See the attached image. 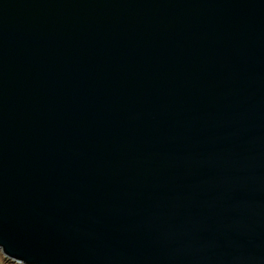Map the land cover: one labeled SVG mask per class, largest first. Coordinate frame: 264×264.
Here are the masks:
<instances>
[{"label": "water", "instance_id": "water-1", "mask_svg": "<svg viewBox=\"0 0 264 264\" xmlns=\"http://www.w3.org/2000/svg\"><path fill=\"white\" fill-rule=\"evenodd\" d=\"M0 253L264 264V0H0Z\"/></svg>", "mask_w": 264, "mask_h": 264}, {"label": "trees", "instance_id": "trees-1", "mask_svg": "<svg viewBox=\"0 0 264 264\" xmlns=\"http://www.w3.org/2000/svg\"><path fill=\"white\" fill-rule=\"evenodd\" d=\"M0 264H15V263H12L10 260L4 258L3 256H0Z\"/></svg>", "mask_w": 264, "mask_h": 264}, {"label": "rangeland", "instance_id": "rangeland-1", "mask_svg": "<svg viewBox=\"0 0 264 264\" xmlns=\"http://www.w3.org/2000/svg\"><path fill=\"white\" fill-rule=\"evenodd\" d=\"M0 256H2L1 253H0Z\"/></svg>", "mask_w": 264, "mask_h": 264}]
</instances>
